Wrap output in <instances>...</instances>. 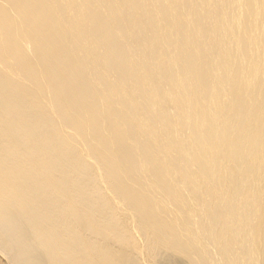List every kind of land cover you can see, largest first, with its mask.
I'll list each match as a JSON object with an SVG mask.
<instances>
[{
  "label": "bare ground",
  "instance_id": "obj_1",
  "mask_svg": "<svg viewBox=\"0 0 264 264\" xmlns=\"http://www.w3.org/2000/svg\"><path fill=\"white\" fill-rule=\"evenodd\" d=\"M0 264H264V0H0Z\"/></svg>",
  "mask_w": 264,
  "mask_h": 264
},
{
  "label": "rangeland",
  "instance_id": "obj_2",
  "mask_svg": "<svg viewBox=\"0 0 264 264\" xmlns=\"http://www.w3.org/2000/svg\"><path fill=\"white\" fill-rule=\"evenodd\" d=\"M218 1H219L220 4H223V3L226 2V0H218ZM204 14H205L206 16H210L209 11H205ZM211 16H212L215 20H217V19L219 18V16H217L216 13H212ZM191 27H193V24H191ZM203 33H204L205 35H208V34H209V28H208V26H206V27L203 29Z\"/></svg>",
  "mask_w": 264,
  "mask_h": 264
}]
</instances>
